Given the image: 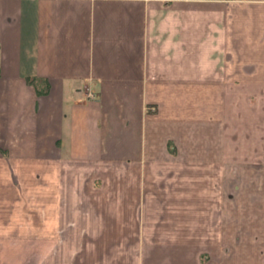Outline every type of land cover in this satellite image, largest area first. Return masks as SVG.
<instances>
[{
  "label": "crops",
  "instance_id": "1",
  "mask_svg": "<svg viewBox=\"0 0 264 264\" xmlns=\"http://www.w3.org/2000/svg\"><path fill=\"white\" fill-rule=\"evenodd\" d=\"M0 264H264V0H0Z\"/></svg>",
  "mask_w": 264,
  "mask_h": 264
},
{
  "label": "trees",
  "instance_id": "2",
  "mask_svg": "<svg viewBox=\"0 0 264 264\" xmlns=\"http://www.w3.org/2000/svg\"><path fill=\"white\" fill-rule=\"evenodd\" d=\"M28 80L30 81V82H32V83H34V84H37L38 82H39V78H28ZM45 88H41V89H38L39 90V92L41 93V92H43V90H44Z\"/></svg>",
  "mask_w": 264,
  "mask_h": 264
}]
</instances>
